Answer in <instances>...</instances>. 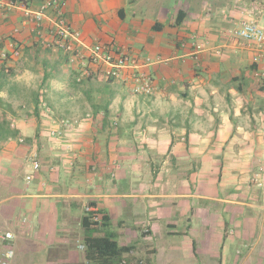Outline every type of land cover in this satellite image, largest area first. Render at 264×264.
Returning <instances> with one entry per match:
<instances>
[{"label": "crops", "instance_id": "crops-1", "mask_svg": "<svg viewBox=\"0 0 264 264\" xmlns=\"http://www.w3.org/2000/svg\"><path fill=\"white\" fill-rule=\"evenodd\" d=\"M43 1L32 0L31 7ZM65 2L86 45L128 51L140 67L121 79L96 74L79 82L66 54L45 44L49 21L40 27L20 10H0L3 46L11 51L13 44L30 58L11 57V70L25 63L26 73L41 78L36 89L23 76L0 71L6 102L0 116L7 113L19 131L0 139V237L15 235L14 263L43 249L45 264H85L81 222L91 202L108 215L107 231L154 264V246L142 256V242L128 241L135 232L147 241L157 233L187 234L176 229L175 216L200 232L194 224L217 219L222 250L237 231L264 239V84L253 50L230 34L224 15L237 16L235 24L248 13L259 21L264 0ZM180 11L185 16L177 24ZM133 72L150 76L154 92H133ZM129 198L142 205L126 203ZM242 207L254 210L242 215ZM141 219L148 227L131 225ZM114 223L119 229L111 231Z\"/></svg>", "mask_w": 264, "mask_h": 264}, {"label": "built area", "instance_id": "built-area-1", "mask_svg": "<svg viewBox=\"0 0 264 264\" xmlns=\"http://www.w3.org/2000/svg\"><path fill=\"white\" fill-rule=\"evenodd\" d=\"M31 4L32 0H0V10H20L27 19L36 22L40 27L45 21H49L50 35L45 44L66 54L68 63L79 70L77 76L79 82L96 74L106 79H121L125 71L140 67L138 59L128 51L114 49L108 44L99 42L88 46L78 38L65 15V0H45L39 9H33ZM230 34L253 50L252 62L256 65L255 73L258 81L264 84V23L253 18H244L235 29L230 30ZM197 47L201 49L202 45L199 44ZM11 48L10 51L3 46L0 38V69L5 73L11 72V67L7 63L10 58L21 55V50L13 44ZM131 80L133 92L144 94L154 92L153 81L147 74L133 72ZM34 167L35 169L40 167L37 160L34 161ZM262 173L261 186L264 187V164ZM85 210L96 209L92 205H87ZM1 238L5 241H13L15 235L8 231ZM81 248L84 249V245H81ZM15 256V249L7 248L0 254V264H14Z\"/></svg>", "mask_w": 264, "mask_h": 264}, {"label": "rangeland", "instance_id": "rangeland-1", "mask_svg": "<svg viewBox=\"0 0 264 264\" xmlns=\"http://www.w3.org/2000/svg\"><path fill=\"white\" fill-rule=\"evenodd\" d=\"M264 4V2H262ZM221 12L222 9H220ZM228 16V26L230 29H235L238 24H235L231 21V18H236L237 16H234V14L230 11H226L224 15ZM234 16V17H233ZM254 18L253 14L249 13L245 15L244 18ZM235 20H239L238 18ZM241 20V19H240ZM261 23H264V19L259 20ZM242 43V42H240ZM27 53L22 54L19 57V61H25L29 60L30 58L27 57ZM27 62V61H25ZM26 64L22 63L20 65V70L15 69L14 71L11 70L10 75H21L24 78V82L26 85H32L38 88V86L41 84V78L38 76H35L34 74H29L25 72ZM57 83V82H56ZM60 85H64L63 82H61L59 85H56L55 87H59ZM31 86V87H32ZM21 90V89H20ZM23 95V92H21ZM21 95V96H22ZM52 100L54 101V104H58L61 102V99L58 98L57 95L52 97ZM156 163V162H155ZM122 186L125 188L126 184L123 182ZM126 203L131 202L137 206L142 205V199L138 198H129L124 199ZM145 203V199L143 200ZM251 208L248 207H242V212H240L242 215H247L249 213ZM184 216V212H182V215ZM146 220L141 219L138 221H135L134 223H131L132 226H140L141 228L148 227L147 223H144ZM173 221L177 224V230L179 232H186L175 234L172 237L169 236L167 238H163V235L161 233H157L151 237L149 241L144 239L140 233L135 232L133 239L129 240L128 243L136 244L137 242L141 243V254L142 256H145V254H151L154 249L152 247H155V264H264V239L262 236L258 239V235L256 237L244 235L243 233H239L237 231L236 234L230 235V240L234 239V243L228 247V250L225 248L222 250V238L223 235L221 233L220 224L215 219L212 224L204 223L203 225H195L194 227L202 228L204 231H195V230H188V222L182 217H173ZM236 225H232V227H235ZM166 228V227H165ZM118 230V225L114 223L113 227L111 228V231ZM168 229V228H167ZM235 229V228H234ZM211 233H210V232ZM200 238L201 240H198ZM121 239V238H120ZM167 239V240H166ZM196 240L195 248L193 249V240ZM194 240V241H195ZM201 241H202V247H201ZM13 245L15 244V240L12 241ZM229 242V241H228ZM204 243L206 245H204ZM175 245L174 248H171V245ZM144 245H148L145 247ZM172 245V246H173ZM15 246V245H14ZM150 249V250H147ZM3 251V246L0 245V254ZM148 251V252H147ZM223 254H225L223 256ZM16 257V256H15ZM25 264H45L40 256V253L35 252L33 255H27L25 256Z\"/></svg>", "mask_w": 264, "mask_h": 264}, {"label": "trees", "instance_id": "trees-1", "mask_svg": "<svg viewBox=\"0 0 264 264\" xmlns=\"http://www.w3.org/2000/svg\"><path fill=\"white\" fill-rule=\"evenodd\" d=\"M184 16L180 11L176 23L180 24ZM48 77V75L45 76L43 85L46 83ZM39 97V94L35 93L36 104L39 103ZM5 105V100L0 97V107H4ZM18 133L19 131L11 126V121L8 119L7 113L2 112V116H0V139L7 140L10 137L16 136ZM88 205L95 206L92 202L88 203ZM109 223L110 219L104 211L85 210L81 222L84 230L82 244L85 247L83 249L85 264H154L151 257L137 256L135 254V245L121 244L113 233L106 230ZM0 245L3 246V251L9 247L15 249L12 241H5L1 237ZM37 251L40 253V256L44 255L45 250L38 249Z\"/></svg>", "mask_w": 264, "mask_h": 264}]
</instances>
